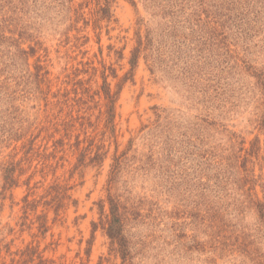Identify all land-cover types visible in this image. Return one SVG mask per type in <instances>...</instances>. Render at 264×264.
Instances as JSON below:
<instances>
[{
    "label": "rangeland",
    "instance_id": "1",
    "mask_svg": "<svg viewBox=\"0 0 264 264\" xmlns=\"http://www.w3.org/2000/svg\"><path fill=\"white\" fill-rule=\"evenodd\" d=\"M197 2L113 0L112 22L98 29L92 21L85 24L87 8L86 19L75 22L55 0H7L12 30L25 32L20 49L28 56L10 44L0 46V242L14 241L15 250L37 233L36 225L21 232L30 177L35 198L54 181H68L77 205L55 225L49 213L51 230L40 248L55 245L44 257L53 264H124L100 227L99 213L101 201L108 211L109 174L118 158L113 194L129 210L128 264H255V249L264 256L253 205L255 193L262 198L255 178L264 176V7L256 14L255 0H203L202 20L207 11L221 16L211 24L224 44L219 50L215 42H203ZM175 10L178 16H171ZM139 27L152 31L153 42L124 81ZM103 65L118 75L109 78L112 91L122 86L115 131L99 121L105 101L95 98L88 131L102 141L97 145L106 158L102 167L87 159L88 167L74 172L78 152L53 154L61 137H49L47 120L60 111L53 94L74 75L93 77L91 89L99 90ZM37 66L49 72V93L36 80ZM245 169L253 179L244 178ZM7 170L16 180L11 188ZM41 214L39 207L29 219Z\"/></svg>",
    "mask_w": 264,
    "mask_h": 264
},
{
    "label": "trees",
    "instance_id": "2",
    "mask_svg": "<svg viewBox=\"0 0 264 264\" xmlns=\"http://www.w3.org/2000/svg\"><path fill=\"white\" fill-rule=\"evenodd\" d=\"M80 3H76L75 0H55L61 8L66 10L68 14L74 16L75 22L79 20H85L84 9H89L90 18L86 19V25L91 21L94 23L95 27L100 29L101 24L106 22V26L112 22L113 19V10L112 3L113 0H80ZM258 5L259 10L256 14H259L263 10L264 3L255 0ZM7 0H0V7L4 10L0 14V46L5 44H10L16 47L20 55L28 56V52L20 49L21 41L25 39V32L12 30V25L14 24L13 14L11 10L7 9ZM198 8L196 15L198 26H204V37L206 38L203 42H215L214 46L219 50L224 49V44L219 38V35L216 34V22L221 16L216 12L207 11L205 12V21L202 20V4L203 0H198ZM90 5H94V8H90ZM221 4H217L214 7H220ZM1 8V9H2ZM160 8V6H158ZM178 10H175V13H172L171 16H178ZM212 18V22H208ZM72 20V19H70ZM170 22H167V24ZM212 24V25H211ZM210 30H209V28ZM222 26V25H220ZM18 35V37H16ZM154 34L150 30H146L145 33H142L141 27H139L136 32V46L131 51V56L129 58L130 71L126 73L122 80H127L130 77H133V71L138 65V60L140 55L150 49L149 46L152 45ZM207 42V43H208ZM149 47V48H148ZM33 50V48L31 49ZM14 57L15 54H14ZM119 59H123V54L120 52ZM39 62V61H38ZM42 72V73H41ZM49 72L44 71V68L37 66L36 80L39 82V85L46 86L48 88V93L50 89V83L52 80L48 78ZM102 85L99 90L92 91L91 82L93 77L87 81L79 80L78 75H74L73 79L66 77L65 81H62V85H66L63 89H58V91L53 94V97L57 100L56 104L60 107L59 114L57 116L53 115L47 120V125L50 126V129L53 130V133L49 136L51 139L54 138V134H60L61 137L53 142V154H66L67 152H78L79 158L77 163L74 166V172L82 170L88 165H95L98 167L103 166L104 159L106 154H101L102 147L97 144H102V141L97 140L95 135L89 134V129L93 128L92 124V115L90 111L92 108L89 106L90 103L95 101V98H101L105 101L104 105H100L99 121L104 120L105 128L110 129L113 133L115 131V111L116 104L119 100L121 93V83L117 84V90L112 91L111 83L109 78L117 79L118 75L116 70L112 67H107L103 65L101 71ZM262 84L264 85V73L260 76ZM98 104V102H97ZM264 106V103H263ZM262 129H264V114L260 123ZM94 153V157L90 158V155ZM37 157L41 161H45L47 157L42 154L37 153ZM53 155L52 158H55ZM89 159L90 163L87 165L86 160ZM60 160L63 161L64 157H60ZM59 163H57L58 165ZM120 161L118 158L115 159V164L111 166V171L109 174L108 181V211H105V202L101 201L99 203V213H100V227L102 228L105 235L111 242L112 246H116L117 252L120 254L123 263L128 264L132 259V241L129 236L127 227L129 225V210L126 204L121 202L120 196L113 194V188L115 184V179L120 169ZM63 166V165H60ZM47 168V165L43 167V170ZM233 172H236V167H231ZM13 170H7L5 175V184L8 188H11L16 185V180L13 178ZM28 179L29 181L31 180ZM244 178L249 181L253 179L254 175L249 170H244ZM29 181L26 183L27 194L23 197V213L24 219L21 224V232L25 230L32 231L34 225H36L37 233L31 234L33 240L23 247L16 248L13 250V242L3 243L0 242V264H53L52 260H48L44 257V253L50 249L51 246L55 245L50 243L45 246L43 249L40 248V240H45L47 234L51 230L49 225V213L53 212L52 225H55L57 222H60L65 216L67 210L70 206L76 207L77 202L73 199L72 191L73 187L69 185L68 181L59 182L58 180L54 181L52 184L44 190L43 195L35 198L37 189V184L34 187H30ZM256 185L260 186L262 192V198L260 199L255 193V201L253 203L255 209V215L261 227L257 228L256 231L258 234L264 233V176L260 173L255 178V187ZM42 208V214L36 216L34 220L29 219L30 212H36L38 208ZM97 224H93V231L96 230ZM13 232V230H10ZM258 238V235L257 237ZM36 239V240H35ZM255 264H264V256L260 254L259 250L255 249Z\"/></svg>",
    "mask_w": 264,
    "mask_h": 264
}]
</instances>
